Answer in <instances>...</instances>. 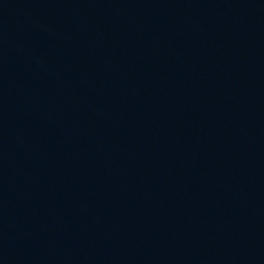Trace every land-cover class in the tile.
Wrapping results in <instances>:
<instances>
[{
  "label": "water",
  "instance_id": "obj_1",
  "mask_svg": "<svg viewBox=\"0 0 264 264\" xmlns=\"http://www.w3.org/2000/svg\"><path fill=\"white\" fill-rule=\"evenodd\" d=\"M161 185L217 264H264V0H67Z\"/></svg>",
  "mask_w": 264,
  "mask_h": 264
}]
</instances>
